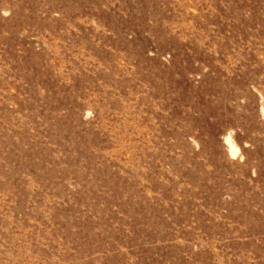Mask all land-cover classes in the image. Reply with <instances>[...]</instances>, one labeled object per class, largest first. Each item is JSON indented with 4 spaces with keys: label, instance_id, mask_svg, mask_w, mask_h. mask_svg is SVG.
<instances>
[{
    "label": "rangeland",
    "instance_id": "1",
    "mask_svg": "<svg viewBox=\"0 0 264 264\" xmlns=\"http://www.w3.org/2000/svg\"><path fill=\"white\" fill-rule=\"evenodd\" d=\"M0 264H264V0H0Z\"/></svg>",
    "mask_w": 264,
    "mask_h": 264
},
{
    "label": "clouds",
    "instance_id": "2",
    "mask_svg": "<svg viewBox=\"0 0 264 264\" xmlns=\"http://www.w3.org/2000/svg\"><path fill=\"white\" fill-rule=\"evenodd\" d=\"M229 143H232V141H231V137H229V141H228ZM237 155V151L234 149L233 151H232V156L233 157H235ZM241 159H243V157H241Z\"/></svg>",
    "mask_w": 264,
    "mask_h": 264
}]
</instances>
